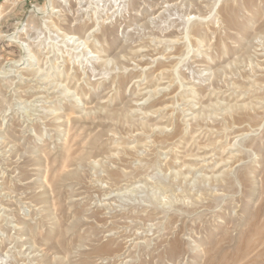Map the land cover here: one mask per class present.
<instances>
[{
	"label": "rangeland",
	"instance_id": "obj_1",
	"mask_svg": "<svg viewBox=\"0 0 264 264\" xmlns=\"http://www.w3.org/2000/svg\"><path fill=\"white\" fill-rule=\"evenodd\" d=\"M0 264H264V0H0Z\"/></svg>",
	"mask_w": 264,
	"mask_h": 264
}]
</instances>
